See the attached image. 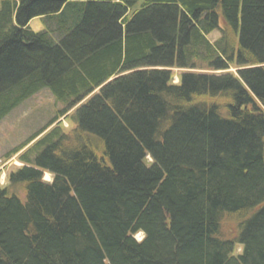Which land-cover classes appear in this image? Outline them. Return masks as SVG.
<instances>
[{
    "label": "trees",
    "instance_id": "trees-1",
    "mask_svg": "<svg viewBox=\"0 0 264 264\" xmlns=\"http://www.w3.org/2000/svg\"><path fill=\"white\" fill-rule=\"evenodd\" d=\"M42 89L0 264H264V0H0V122Z\"/></svg>",
    "mask_w": 264,
    "mask_h": 264
},
{
    "label": "rangeland",
    "instance_id": "rangeland-1",
    "mask_svg": "<svg viewBox=\"0 0 264 264\" xmlns=\"http://www.w3.org/2000/svg\"><path fill=\"white\" fill-rule=\"evenodd\" d=\"M60 24L61 19L51 21L48 19L35 18L29 23V27L32 31L39 33L43 31H50L52 29V25H54L55 28L58 27V25L60 26ZM208 39L210 40V42L214 43L218 39H220V34L218 32H214L209 36ZM172 71L175 77L174 83L177 84L179 81V75L183 73V71L175 69ZM235 71L236 70L232 68L227 73L235 75ZM192 72L209 73L206 71ZM213 74L222 75L223 73L215 72ZM64 107L65 103L57 102L48 89H42L37 94L19 105L0 122V184L2 186H7V176L9 173L23 167V165L18 160V155L12 156L8 160L6 159V156L13 149H15L17 146L30 138L33 134L46 126L55 117L57 112L63 110ZM248 107L252 109L254 105L249 104ZM74 110H72L71 112H73ZM57 124H61V127L67 134L75 127L73 122H70L69 118L61 119L54 126H57ZM31 145L32 144H30L29 146ZM43 179L46 182H51L52 175L49 173H45ZM226 225L229 229L228 223H226ZM143 237V234H138L135 238L138 242H140L142 241ZM238 252H241V248L238 249Z\"/></svg>",
    "mask_w": 264,
    "mask_h": 264
}]
</instances>
